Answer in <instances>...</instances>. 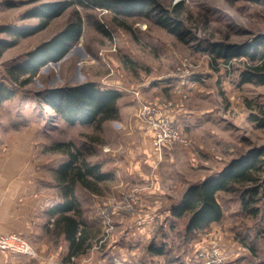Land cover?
<instances>
[{
  "label": "rangeland",
  "instance_id": "1",
  "mask_svg": "<svg viewBox=\"0 0 264 264\" xmlns=\"http://www.w3.org/2000/svg\"><path fill=\"white\" fill-rule=\"evenodd\" d=\"M56 1L63 0H0V39H13L4 27L39 25L41 18L28 13ZM67 1L71 4L60 15L34 34L18 38L0 56V87L13 91L11 97L0 100V199L12 191L5 181L11 183L16 197L35 195L41 200L21 213V225L15 232L38 250L39 264L68 262L67 240L50 211L62 199L56 172L69 159L57 146L72 143L83 159L100 165L105 173L99 160L107 161L101 155L111 152L110 147L118 148L119 153L124 151L120 138L130 129L128 117L137 118L150 133L149 151L152 149L158 166L148 172V181H120L119 175L108 173L110 178L99 183L98 192L77 186L82 205L79 217L92 234L88 240L91 246L84 254L86 261L108 264L112 261L108 262V256L113 255L128 261L153 260L155 264L192 262L197 260L200 247L217 244L228 264H264L262 201L258 203L259 213L252 215L242 209L238 195L220 192L223 218L198 232L186 231L188 216L178 219L171 215V207L180 203L193 184L189 181L196 183L215 175L231 159L264 145V127L257 126L252 118L256 115L264 119V84L241 81L242 71L251 63L248 57L226 61L216 57L212 49L217 43L257 40L264 33V0H154L150 10L121 8L119 12L99 7L94 0ZM180 3L177 15L173 9ZM166 12L175 18L179 34L162 24ZM163 20L174 26L173 20ZM78 21L81 36L68 42L62 58L49 60L25 85L14 80L10 73L13 66ZM88 81L122 93L119 115L100 129L92 124H70L40 100L48 89ZM124 94L132 104H124ZM147 102L157 103L160 112L170 117L177 109L184 111L187 114L183 117L192 126L198 125L192 130L175 123L182 137L170 145L164 143L162 158L154 148L155 129L146 120L149 113L143 110ZM165 157L174 158L162 165ZM114 166L118 163L109 159L108 167ZM156 176L161 181H156ZM160 188L167 197L160 199L159 195L158 201L143 194H160ZM45 195L52 198L49 206L42 204ZM105 205L115 222L109 235L98 217V210ZM119 215L125 217L124 222H119L124 219ZM6 226L0 218V228ZM151 243L164 246L165 253L151 252ZM121 246L128 249L122 255L115 250ZM5 254L13 256L16 264H34L18 253L7 252L0 257Z\"/></svg>",
  "mask_w": 264,
  "mask_h": 264
},
{
  "label": "trees",
  "instance_id": "2",
  "mask_svg": "<svg viewBox=\"0 0 264 264\" xmlns=\"http://www.w3.org/2000/svg\"><path fill=\"white\" fill-rule=\"evenodd\" d=\"M97 6L119 12L121 8L128 10H150L154 0H94ZM67 0L43 3L33 8L28 16L39 17L37 26L4 27V31L13 37L12 40L0 39V56L3 51L14 46L20 37L29 36L41 30L54 17L60 15L70 6ZM181 5L176 4L173 11L178 15ZM162 15L166 20H175L170 12ZM162 19V24L172 32L179 34V27ZM81 22L70 24L50 41L37 46L27 54L25 61L10 69L15 81L25 85L49 61L62 58L68 51L69 41L81 36ZM216 57L230 61L235 58L248 57L249 66L241 73L242 82L264 84V33L253 42L242 44L217 43L212 47ZM17 72V73H16ZM15 73L17 75H15ZM19 76H26L20 80ZM12 90L4 85L0 87V100L11 97ZM122 93L111 87H101L96 82L88 81L75 86L55 87L42 93L41 102L50 105L66 122L70 124H92L100 129L104 122L119 115L118 99ZM264 112V110H263ZM257 126L264 127V119L256 115L252 117ZM72 143H60L57 148L64 150L69 159L57 170L56 176L62 190V199L50 208L68 243L69 257L80 259L88 251L91 243V231L79 214L82 205L78 198L77 186L81 185L91 192H98L99 183L109 179L111 175L104 173L100 165L92 164L82 158L79 149H73ZM236 194L240 197L242 209L252 215L259 213L258 203H264V145L249 148L245 153L231 159L218 173L187 187L179 204L171 207V215L175 218L188 216L186 231H202L212 223L220 221L224 216L219 201L220 192ZM151 252L165 253V247L149 246ZM110 255V254H109ZM114 256H108V262ZM172 261V260H171ZM149 262H155L153 260ZM106 264V263H105Z\"/></svg>",
  "mask_w": 264,
  "mask_h": 264
},
{
  "label": "crops",
  "instance_id": "3",
  "mask_svg": "<svg viewBox=\"0 0 264 264\" xmlns=\"http://www.w3.org/2000/svg\"><path fill=\"white\" fill-rule=\"evenodd\" d=\"M168 85H171V84L168 83ZM123 98L125 99L124 104L125 103H127V105L132 104L131 99H129L128 95L124 94ZM184 114H187V113L184 111H178L177 109L175 114L171 116L172 120L174 121V123H176L178 127L179 125L180 126L185 125L187 127H191L193 130L194 127L198 126V125L192 126L191 123H189V119H187V117H183ZM128 122H129L130 129H128L127 133L122 138H120L121 140L120 145L121 147L122 146L124 147V151L119 153L118 148L110 147L112 149L111 152H106L101 155L102 159L106 160L107 163H104L101 160H99V162H101L102 166H104L105 173H112V174L114 173V174H117V176L119 175L120 181H148L149 179L148 172L149 171L151 172V169L153 170V168H156L158 166L156 164L157 162L156 159H154V155L151 153L152 149L151 151H149L150 133L146 132L143 124L141 123L139 119L137 118L131 119L128 117ZM200 124L202 125L203 123H200ZM111 158L114 159V163L115 162L118 163V166H114L113 168L108 167V162H109V159ZM172 158L174 157H171V158L165 157V159L163 160L164 164L162 165H165L166 162L170 161ZM156 181H161L158 176H156ZM194 182L195 181H189L188 183L191 184ZM3 183L6 186L10 187L12 191L10 192V194L0 199V218L4 219V221L7 224L6 228L4 229L0 228V230H4L5 232L6 231L14 232V231H17L16 229L20 228L19 225H21V221H22L21 213H23L24 210L30 209L33 203L37 201H41V200H40V196L34 198L35 195L34 196L25 195V196L16 197L18 195L14 194V189L11 183L10 185H8V183L5 181ZM2 189H6V191H8V188L2 187ZM143 194L152 196L151 199H153V201H158L156 198L159 197V195H160V199L167 197L166 193L164 192L162 188H160V194L158 193L150 194L147 192H144ZM51 199H52L51 197L45 195L44 200L42 201V204L45 203L49 206L51 204ZM59 201L60 200H58L57 202ZM16 205H18V209H16ZM156 209L157 208H154L153 210L156 211ZM119 217L124 218V219H121L122 221H119V222H124L125 217H123L122 215H119ZM126 228L127 226L124 227V229ZM59 248H63V246L60 245ZM65 248L68 249L69 251L68 244H65ZM115 250L121 252V255H122L124 250H128V249L126 247L123 248L121 246V247H116ZM130 251H132V249H130ZM50 253L53 254V252H50ZM109 254H112V252ZM22 259H25L31 262L30 259H28L27 257H22ZM236 263L237 262H234L233 264H236ZM0 264H16V263H15L13 256H9L8 254H5L0 257Z\"/></svg>",
  "mask_w": 264,
  "mask_h": 264
},
{
  "label": "built area",
  "instance_id": "4",
  "mask_svg": "<svg viewBox=\"0 0 264 264\" xmlns=\"http://www.w3.org/2000/svg\"><path fill=\"white\" fill-rule=\"evenodd\" d=\"M161 106L157 103H143L144 112H148L146 115V120L151 124L154 131V139L153 144L154 148L159 154L160 158H162L163 146L164 143L170 145V143L175 142L182 137V133L176 127L174 121L170 116L160 112ZM156 111L158 112L156 114ZM134 206V205H132ZM98 217L103 224V227L107 229V235L110 234L111 230L115 228V222L112 217L111 209H109L108 205L102 206L98 210ZM105 241V240H104ZM18 253L21 254L30 260L34 261V264H39L41 257L39 255L38 250L34 247V245L30 242L28 238L23 236L19 232H2L0 231V255L4 253ZM197 260L192 262L189 261H173L162 264H228L227 256L224 253L222 247L217 244L212 247H200L198 249ZM214 252V254H213ZM88 258V257H87ZM80 260L78 256L71 255L69 257L68 262L65 264H81L84 262L85 264H94L93 262ZM199 259V260H198ZM64 263V262H63ZM108 264H155L153 262H145L143 260H135L128 261L119 258V256H114L112 261ZM160 264V263H159Z\"/></svg>",
  "mask_w": 264,
  "mask_h": 264
}]
</instances>
